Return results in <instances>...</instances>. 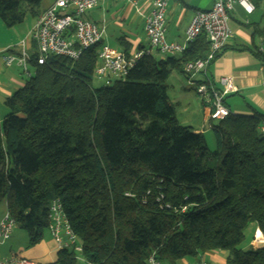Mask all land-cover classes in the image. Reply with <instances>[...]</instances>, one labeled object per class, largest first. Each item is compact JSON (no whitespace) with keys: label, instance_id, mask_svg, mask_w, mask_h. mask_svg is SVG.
<instances>
[{"label":"trees","instance_id":"obj_1","mask_svg":"<svg viewBox=\"0 0 264 264\" xmlns=\"http://www.w3.org/2000/svg\"><path fill=\"white\" fill-rule=\"evenodd\" d=\"M23 1L21 9L19 0H0L6 27L40 4ZM208 51L200 36L177 59L144 56L122 80L97 88V46L75 62L48 56L38 65L30 53L34 72L4 101L0 121V202L27 248L43 239L49 204L59 198L88 263L174 264L220 250L226 264H264V241L240 248L250 224L264 240L263 115L210 121V151L168 102L172 71L184 75V64ZM256 56L264 62V51ZM49 264L82 263L70 247Z\"/></svg>","mask_w":264,"mask_h":264},{"label":"built area","instance_id":"obj_2","mask_svg":"<svg viewBox=\"0 0 264 264\" xmlns=\"http://www.w3.org/2000/svg\"><path fill=\"white\" fill-rule=\"evenodd\" d=\"M106 0H53L51 5L37 18L31 33L38 53L37 64L44 63L48 56H59L70 61L80 59L82 53L97 46V64L93 75L104 80V86H113L122 80L127 71L144 56L152 55V49L157 53L177 59L200 36H204L209 51L204 59L190 61L184 64L183 72L190 86L193 87L200 99L204 113V122L221 120L232 114L225 106V98L235 94L237 89L230 78L221 77L217 82L207 77V70L217 53L229 42L232 32L228 21L234 5H239L246 14L253 11L250 0H213L208 10H198L192 16L184 31V42L175 43L166 40V9L170 0H115L123 2L133 8L139 3L148 9L143 16V33L147 45L131 55L126 52H116L109 45L103 43L105 29L92 21L82 18V15ZM20 49L16 53H6L1 59L5 67L12 65L20 68L21 72L29 77V61L25 43L20 42ZM259 52H263L260 45ZM264 86V83H263ZM259 133L264 136V120L258 126ZM47 232L57 245L58 249L73 248L77 252V260L85 262L81 257V247L75 244L73 234L62 203L59 198L53 199L48 207ZM16 226L14 220L6 211L0 220V244L10 238ZM263 239L253 237L254 244H262ZM0 264H37L25 258L3 259ZM147 264H160L153 257H149ZM197 264H208L201 259Z\"/></svg>","mask_w":264,"mask_h":264},{"label":"crops","instance_id":"obj_3","mask_svg":"<svg viewBox=\"0 0 264 264\" xmlns=\"http://www.w3.org/2000/svg\"><path fill=\"white\" fill-rule=\"evenodd\" d=\"M250 1L253 5V11L250 14H246L239 5H234L228 21L232 37L210 63L207 77L214 82H217L221 77L231 79L237 92L225 98V106L232 114L250 115L256 111L264 117V62L256 56V52L262 43L264 0ZM52 2L53 0H40L39 6L33 10V15H26L22 23L10 28L6 27L0 19V104H4V101L25 83L21 80L24 74L20 68L15 65L5 67L1 57L6 53L18 52L20 42L25 43L29 54L36 51L31 33L37 18ZM114 3H121L124 7L122 12L121 9H116L113 12L108 11L109 6ZM212 4L213 0H170L166 9V40L183 43L185 28L194 13L198 10H208ZM89 11H93L89 13L91 17L89 21L103 26L105 29L103 43L107 42L111 48H114L110 38L105 40L106 30L111 25L115 36H118L115 39L120 44L121 50L132 48L134 52L140 50L139 47H145L146 38L145 43H141V36L132 29L133 27L137 28V24H141V34L144 35L143 16L148 14V9L142 2L133 8L120 1L106 0L98 3ZM130 11L133 12V16L130 15ZM138 11H141L143 16L139 15ZM22 25L25 26L19 28ZM181 75L186 79L185 75ZM201 110L203 112V108ZM190 120V123L183 127H190L194 134L203 133L204 129L197 127V121ZM201 120L204 124V118L201 117ZM206 124L211 126V122ZM5 212L6 204L4 203L0 208V220ZM248 226L253 233L258 230L254 224ZM46 235V238L43 236L37 245L27 248L26 237L13 229L10 238L0 244V261L10 258H25L37 264L53 263L56 260L58 247L47 231ZM255 247L254 242L249 240L242 249ZM226 256L225 251L213 250L199 254L194 258H182L174 264H197L201 259H204L208 264H226Z\"/></svg>","mask_w":264,"mask_h":264},{"label":"rangeland","instance_id":"obj_4","mask_svg":"<svg viewBox=\"0 0 264 264\" xmlns=\"http://www.w3.org/2000/svg\"><path fill=\"white\" fill-rule=\"evenodd\" d=\"M19 1H20L21 9H24L25 7L24 1L23 0H19ZM123 8L124 7L121 5V3H114L112 6H109L108 11L113 12L116 9H121V12H122ZM92 12L93 11L85 12L82 15V18L86 20H90L91 17L89 13H92ZM130 15L133 16L132 11H130ZM23 26L25 25L19 26V28H23ZM136 27L137 28L133 27L132 29L141 36V43H145V37L144 35L141 34V24H137ZM113 31L114 29L111 27V25H109L106 30L105 40H108V38H110L113 41L114 48L112 49L116 50V52L118 53L124 52L123 50H121L120 44L115 39L118 36H115V32ZM104 44H107V42ZM127 49H128L127 54L131 55L133 53V49L132 48H127ZM151 52H152V55L158 59L166 58L165 56L157 53L154 49H152ZM33 72H34L33 68L29 67L30 75H32ZM27 78H28L27 76L23 75L21 80L25 82ZM103 82L104 80L98 79L95 75L92 76V83H91L92 87L97 88V87L104 86ZM166 86H167L166 94H167L168 102L173 106L174 116L178 124L182 126L187 125L188 123H190L191 121L190 119H193V121L195 122L197 121V127L204 129V130L202 129L203 130L202 134L204 136L205 143L208 149L210 151L214 150L215 148L214 137L211 132V128L206 124V122L203 124L201 120V117L204 118L203 112L201 110L202 104L200 102V99L196 95L193 87L191 86L192 87L191 88L187 80L184 79V77L177 71H172V73L170 74V76L168 77L166 81ZM7 113H8V110L5 107V105L0 104V121L3 120V118L5 117ZM4 203H5L4 200L0 202V208L3 206ZM14 229L17 230L18 232H21V234H23L26 237L25 242L28 243V237L26 233L20 230L17 226H15ZM46 236H47L46 232H44V237L46 238ZM253 237H254V233L252 232V229L249 226H247L246 229L244 230V240L242 244L240 245V248H243L246 245L247 241L249 240L253 241ZM75 244L76 246H80V241L78 238H75ZM255 246H257V244H255ZM75 254L76 256L78 255L77 252H75Z\"/></svg>","mask_w":264,"mask_h":264},{"label":"bare ground","instance_id":"obj_5","mask_svg":"<svg viewBox=\"0 0 264 264\" xmlns=\"http://www.w3.org/2000/svg\"><path fill=\"white\" fill-rule=\"evenodd\" d=\"M254 236H255L256 238H258V239H263L261 233H260L258 230H255V232H254Z\"/></svg>","mask_w":264,"mask_h":264}]
</instances>
